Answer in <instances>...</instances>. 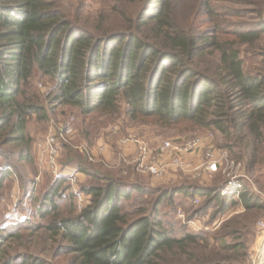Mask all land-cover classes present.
<instances>
[{"label":"trees","instance_id":"trees-1","mask_svg":"<svg viewBox=\"0 0 264 264\" xmlns=\"http://www.w3.org/2000/svg\"><path fill=\"white\" fill-rule=\"evenodd\" d=\"M101 1L86 13L85 0H0V192L18 164L33 181L30 123L66 108L82 116L123 111L162 135L211 132L230 159L261 176L264 0ZM97 167H78L89 177L80 192L62 176L30 191L29 219L0 226V264H246L239 216L208 233L163 213L178 194L201 199L194 215L210 210L214 219L241 206L246 217L263 205L245 185L226 195L219 177L150 187ZM29 234L52 240L49 257L25 245Z\"/></svg>","mask_w":264,"mask_h":264},{"label":"rangeland","instance_id":"rangeland-1","mask_svg":"<svg viewBox=\"0 0 264 264\" xmlns=\"http://www.w3.org/2000/svg\"><path fill=\"white\" fill-rule=\"evenodd\" d=\"M101 3V0H85L83 11L93 13L100 8ZM258 61L259 58L253 54L246 57L248 66L252 68L258 66ZM37 81L38 84H44V88H41V91H45L47 85L44 82L45 79H38ZM62 112V114H58L59 112L49 114V118L45 122L32 121L30 123L29 130L34 139L33 153L36 173L32 176V182L30 180L27 181L26 179L30 177L27 173L28 168L22 164H18V173L16 169H13L11 175L5 179L4 186L0 192V226L13 225L16 221L19 222V220L24 223L23 221L29 219L30 191H35L36 194H39L52 179L61 177L62 173H64L62 177L66 178L68 184L71 186V190L73 192H80L79 185L89 181V177L78 169L79 166L83 165L90 170L101 165L97 169L102 168L103 171H112L114 173H117L115 169H119L120 174L118 173V177H122L123 181L127 184L128 182H134L137 177L141 179L139 181L150 187H155L161 183L176 184L183 179L195 180L201 184L209 185L214 179L219 177L220 180L225 182L223 186L225 188L226 186L228 187L229 181L237 179L241 185H245L249 191L260 199V203L263 205L262 208L254 210L248 215L245 214L246 217H244L245 212L243 208L237 206L229 209L222 216L210 219V210L205 214L194 215V210L200 206L201 199H188L176 194L174 196V204L172 205L173 209L164 208L163 213L166 212L167 215L173 216L180 223L186 222L187 227L192 231H205L208 233L216 231L222 222L231 216H239V221L236 225H240V229L245 231L247 240L246 264L257 262L259 256L258 250L261 248L258 227L260 222H264V165L261 167L262 175L256 177L255 173L247 171L243 164L230 159L227 151L216 145V141L219 143V140L208 131H193L190 133L168 132L162 135L148 124L142 125L130 121L123 111L113 117L100 114L82 116L74 108H66ZM49 135L54 137V144L57 150L56 167L48 162V153L46 155L45 152L40 150V146L45 145L44 141L47 140ZM198 137L215 147L218 151H225L224 155L221 154L218 157L219 165L216 171H202L200 172V176L194 175V172L199 171L196 169L199 162L197 156L190 159L189 163L192 164L193 170L189 172H183L175 164L171 165L161 178L140 173L136 170L137 153L136 146L132 141L136 139L143 141L150 148L152 154L155 155L157 154V148L164 140H170L174 143H185L190 139ZM120 140H129L131 142L123 145ZM79 146H82L83 149L79 150L77 148ZM99 146L104 147L103 151H97ZM86 151H94L96 153L92 160L87 158L90 163L82 155L86 156ZM174 159L175 156H173L172 161ZM1 168L3 166L0 162V170ZM18 174L22 175L23 181L19 180ZM223 188L221 195H226L227 193L223 192ZM134 201L125 202L126 207L131 208L135 204L133 203ZM75 206L79 210L83 204L78 205L76 198ZM187 219H189L188 222ZM242 224H244L243 228ZM30 235L23 237L25 238V245L35 252L44 248L45 252L42 256L49 257L47 249L52 244V240L46 235L43 237ZM16 245L18 246L16 250H20L23 247V242H18ZM10 246H14V244ZM50 263L53 264L54 261L52 260Z\"/></svg>","mask_w":264,"mask_h":264},{"label":"built area","instance_id":"built-area-1","mask_svg":"<svg viewBox=\"0 0 264 264\" xmlns=\"http://www.w3.org/2000/svg\"><path fill=\"white\" fill-rule=\"evenodd\" d=\"M207 140L206 138H204ZM121 144L125 145L127 142H131L129 140H120ZM136 146V170L140 173H146L151 176L161 178L163 174L167 171V169L171 165H177L183 172H189L193 170L192 164L189 163L190 159L194 156L198 158V165L196 169L199 171L194 172L193 174L196 176H200L202 171L214 172L217 170L219 165L218 157L221 154H225L223 150H217L215 147L207 144L202 138H194L186 141L185 143H174L170 140H164L160 143L159 147L157 148V154L153 155L150 148L140 140H134ZM45 145L40 146V150L45 152L46 155L48 153V162L56 167V157H57V150L54 144V137L49 135L47 140L44 141ZM79 150H82L83 147H77ZM103 146H99L97 151L102 150ZM87 157L92 160V158L96 155V153L86 151ZM173 156H175L174 161H172ZM172 157V158H171ZM238 165V164H237ZM200 168V169H199ZM62 173L61 176H63ZM228 187L226 186L223 188V192L227 193L231 190H239L241 188V183L236 179H232L228 182ZM75 192V191H74ZM81 193H77V204L82 205V195ZM198 200V198H196ZM259 237L261 246L264 244V222L259 223ZM259 256L258 260L254 264H259V260L261 258V248L258 250Z\"/></svg>","mask_w":264,"mask_h":264},{"label":"bare ground","instance_id":"bare-ground-1","mask_svg":"<svg viewBox=\"0 0 264 264\" xmlns=\"http://www.w3.org/2000/svg\"><path fill=\"white\" fill-rule=\"evenodd\" d=\"M259 264H264V244L261 247V258L259 260Z\"/></svg>","mask_w":264,"mask_h":264}]
</instances>
